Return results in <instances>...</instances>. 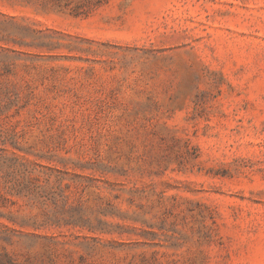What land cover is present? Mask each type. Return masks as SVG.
<instances>
[{
  "label": "rangeland",
  "instance_id": "1",
  "mask_svg": "<svg viewBox=\"0 0 264 264\" xmlns=\"http://www.w3.org/2000/svg\"><path fill=\"white\" fill-rule=\"evenodd\" d=\"M0 264H264V0H0Z\"/></svg>",
  "mask_w": 264,
  "mask_h": 264
}]
</instances>
